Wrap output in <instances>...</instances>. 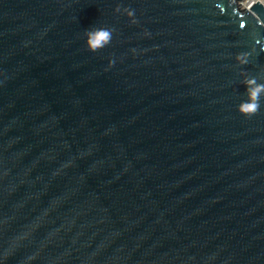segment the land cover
I'll use <instances>...</instances> for the list:
<instances>
[{
  "label": "water",
  "instance_id": "95a60500",
  "mask_svg": "<svg viewBox=\"0 0 264 264\" xmlns=\"http://www.w3.org/2000/svg\"><path fill=\"white\" fill-rule=\"evenodd\" d=\"M242 1L0 0V264H264Z\"/></svg>",
  "mask_w": 264,
  "mask_h": 264
},
{
  "label": "clouds",
  "instance_id": "9594fccd",
  "mask_svg": "<svg viewBox=\"0 0 264 264\" xmlns=\"http://www.w3.org/2000/svg\"><path fill=\"white\" fill-rule=\"evenodd\" d=\"M112 36V32L106 29H98L95 32L90 33V39L88 41L89 49L96 51L102 47L105 43L109 42ZM249 84H254L255 81H249ZM264 91V85H256L255 88L250 89V97L252 102L241 106V111L245 114H255L259 105L255 102L258 99L259 93Z\"/></svg>",
  "mask_w": 264,
  "mask_h": 264
},
{
  "label": "built area",
  "instance_id": "2783aa9c",
  "mask_svg": "<svg viewBox=\"0 0 264 264\" xmlns=\"http://www.w3.org/2000/svg\"><path fill=\"white\" fill-rule=\"evenodd\" d=\"M250 2H251V3H250ZM250 2L247 3V5H244L242 2H241V4H242L243 7L249 8L253 1L251 0ZM262 2H263V4H264V0H262Z\"/></svg>",
  "mask_w": 264,
  "mask_h": 264
},
{
  "label": "rangeland",
  "instance_id": "374dc122",
  "mask_svg": "<svg viewBox=\"0 0 264 264\" xmlns=\"http://www.w3.org/2000/svg\"><path fill=\"white\" fill-rule=\"evenodd\" d=\"M251 0H243L242 1V3L244 4V5H247V3H249ZM254 1H256V0H254ZM262 1V0H261Z\"/></svg>",
  "mask_w": 264,
  "mask_h": 264
},
{
  "label": "bare ground",
  "instance_id": "6f19581e",
  "mask_svg": "<svg viewBox=\"0 0 264 264\" xmlns=\"http://www.w3.org/2000/svg\"><path fill=\"white\" fill-rule=\"evenodd\" d=\"M252 1H254V0H252ZM251 3V2H250Z\"/></svg>",
  "mask_w": 264,
  "mask_h": 264
}]
</instances>
